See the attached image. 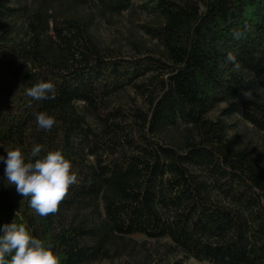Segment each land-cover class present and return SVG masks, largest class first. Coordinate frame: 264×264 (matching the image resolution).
Instances as JSON below:
<instances>
[{
	"label": "trees",
	"instance_id": "16d2710c",
	"mask_svg": "<svg viewBox=\"0 0 264 264\" xmlns=\"http://www.w3.org/2000/svg\"><path fill=\"white\" fill-rule=\"evenodd\" d=\"M37 144L78 180L41 217L0 162V229L61 264H264V0H0V156Z\"/></svg>",
	"mask_w": 264,
	"mask_h": 264
},
{
	"label": "clouds",
	"instance_id": "9594fccd",
	"mask_svg": "<svg viewBox=\"0 0 264 264\" xmlns=\"http://www.w3.org/2000/svg\"><path fill=\"white\" fill-rule=\"evenodd\" d=\"M251 26L245 24L242 29L233 30V38H246ZM226 62L240 68L236 56L229 52ZM225 65H222L224 67ZM55 86L49 82H38L27 90V95L35 100L55 98ZM246 98L252 96L251 91L244 92ZM38 127L51 131L56 124L54 116L47 112L35 114ZM44 145L37 144L29 155H25L19 146L14 150H6L7 156H0V162L6 165L4 175L6 184L14 186L23 200L29 201V207L39 216L47 217L57 213L61 202L68 194L70 186L78 180L72 162L67 159L62 149L46 151L41 155ZM19 212L16 213V217ZM0 264H61V254L53 250V245L32 235L25 223L3 225L0 229Z\"/></svg>",
	"mask_w": 264,
	"mask_h": 264
},
{
	"label": "rangeland",
	"instance_id": "374dc122",
	"mask_svg": "<svg viewBox=\"0 0 264 264\" xmlns=\"http://www.w3.org/2000/svg\"><path fill=\"white\" fill-rule=\"evenodd\" d=\"M190 264H206V263H195V262H191Z\"/></svg>",
	"mask_w": 264,
	"mask_h": 264
}]
</instances>
